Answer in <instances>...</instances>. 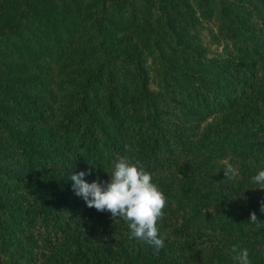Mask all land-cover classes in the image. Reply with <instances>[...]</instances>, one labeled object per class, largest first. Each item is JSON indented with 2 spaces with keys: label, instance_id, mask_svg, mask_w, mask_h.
Here are the masks:
<instances>
[{
  "label": "trees",
  "instance_id": "trees-1",
  "mask_svg": "<svg viewBox=\"0 0 264 264\" xmlns=\"http://www.w3.org/2000/svg\"><path fill=\"white\" fill-rule=\"evenodd\" d=\"M124 155L158 253L73 190ZM261 169L264 0H0V264H264Z\"/></svg>",
  "mask_w": 264,
  "mask_h": 264
},
{
  "label": "clouds",
  "instance_id": "clouds-1",
  "mask_svg": "<svg viewBox=\"0 0 264 264\" xmlns=\"http://www.w3.org/2000/svg\"><path fill=\"white\" fill-rule=\"evenodd\" d=\"M223 170L228 180L238 175L237 169L230 163ZM89 174L88 170H84L70 175L75 194L82 197L87 207L99 212L107 211L112 219L122 218L131 238L146 243L158 253L164 247L165 238L160 235L157 224L164 216L167 201L141 161H133L127 155L118 157L107 181L96 179L89 183L84 179ZM252 179L256 188L264 190V169L259 170ZM260 211L264 213V202ZM248 221L261 226L254 212L250 213ZM230 254L234 264H252L246 248L233 245Z\"/></svg>",
  "mask_w": 264,
  "mask_h": 264
}]
</instances>
